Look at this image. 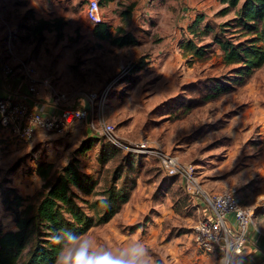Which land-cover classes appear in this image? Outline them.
Segmentation results:
<instances>
[{
  "label": "rangeland",
  "instance_id": "1",
  "mask_svg": "<svg viewBox=\"0 0 264 264\" xmlns=\"http://www.w3.org/2000/svg\"><path fill=\"white\" fill-rule=\"evenodd\" d=\"M86 2H64L65 15L50 19L56 24L63 18L62 30L53 27L45 32L44 40L31 39L18 48L36 66L56 76V86L60 89L63 84L64 91L75 86H83L77 89L84 91L100 89L116 80L104 116L115 128L122 155L141 156L137 184L129 202L111 221L81 238L113 254L140 242L151 264H215L217 259V264H223L220 253L211 262H202L204 254L195 246L193 229L204 214L201 198L189 194L179 176L165 174L154 152L158 148L192 163L200 185L210 193L231 192L253 212L259 230L264 217V65L240 80L235 66L223 62L217 46L199 59L183 53L182 41L165 44L161 36L177 19L176 8H169L166 17L159 11L133 15L127 31L138 37L136 45L116 48L100 43L93 39V25L107 22L114 28L122 24L121 10L102 12V21L95 22L86 12ZM233 13L213 15L214 22H224ZM4 42L6 47L8 37ZM208 42L210 37L201 44ZM141 58L143 69L134 71ZM223 83L230 86L228 92L208 99L211 88ZM42 95L53 96L49 91ZM87 128L84 122L63 136L39 131L24 144L11 139L7 129H0V185L17 184L24 196L28 190L35 191L41 184L31 178L36 162L48 160L56 168L65 165L86 138ZM145 141L149 151L134 148ZM98 151L96 145L80 161L87 172L98 171L96 176L104 184L116 163L102 169L96 161ZM17 174L22 181L14 182ZM0 220L6 228L12 227L1 200Z\"/></svg>",
  "mask_w": 264,
  "mask_h": 264
},
{
  "label": "trees",
  "instance_id": "2",
  "mask_svg": "<svg viewBox=\"0 0 264 264\" xmlns=\"http://www.w3.org/2000/svg\"><path fill=\"white\" fill-rule=\"evenodd\" d=\"M220 1L222 8L216 16L234 11L233 17L216 23L214 19L205 20V14L197 13L180 47L186 56L202 59L212 46H217L223 62L234 65L233 71L242 80L264 65V0ZM132 13L131 8L121 10L122 24L114 28L107 22H96L93 34L116 48L138 44V38L127 31ZM61 19L56 24L50 20H36L34 11L27 10L18 23L19 40L22 44L31 39L32 42L44 40L47 30H54L53 27L62 30L65 22ZM206 37H210V42L201 44ZM143 59L136 62L134 71L143 69ZM229 89L227 84H216L208 99L219 97ZM86 133V138L65 165L56 168L48 160L36 162L34 171L41 184L31 195L24 196L14 186L0 185L2 208L12 224L6 228L0 220V264H57L62 250L74 243L69 240L70 234L82 237L92 228L107 224L129 202L137 184L141 156L131 152L122 155L123 150L102 134L90 128ZM11 139L16 140L13 136ZM96 145H99L96 161L102 169L110 162L116 163L110 168V180L104 184L96 176L98 171L87 172L80 161V156ZM199 205L204 211L202 200Z\"/></svg>",
  "mask_w": 264,
  "mask_h": 264
},
{
  "label": "built area",
  "instance_id": "3",
  "mask_svg": "<svg viewBox=\"0 0 264 264\" xmlns=\"http://www.w3.org/2000/svg\"><path fill=\"white\" fill-rule=\"evenodd\" d=\"M86 12L96 22L102 21L99 0H88ZM8 42L4 49L2 73L20 81V88L12 95L0 98V123L10 136L21 143H28L39 131L59 136L68 134L84 122L94 132L106 135L118 147L114 126L106 123L104 111L108 104L113 82L95 90H61L56 86L54 75L39 71L34 61L15 50L12 31L8 29ZM46 91L52 93L54 101L61 105V112L45 116L31 108L27 97H39ZM148 142L134 144L140 152L149 151ZM154 152L160 166L168 176H179L186 191L193 197L201 198L205 214L195 223L194 242L204 255L220 252L223 264H235L242 254L250 228L258 229L253 212L243 207L229 192L210 193L198 181L195 166L182 162L178 156L158 148Z\"/></svg>",
  "mask_w": 264,
  "mask_h": 264
},
{
  "label": "crops",
  "instance_id": "4",
  "mask_svg": "<svg viewBox=\"0 0 264 264\" xmlns=\"http://www.w3.org/2000/svg\"><path fill=\"white\" fill-rule=\"evenodd\" d=\"M66 1L67 0H0V98L12 95L16 93L20 88L19 80L8 78L2 73V63L4 60L5 53L4 40L6 41V38L8 36V29L12 31L13 46L16 51H19L18 48L20 49L21 45L23 44L19 40V34L21 31L18 28V23L23 14L27 10L32 9L34 11L36 20H50L54 17H60L65 15L62 12V5ZM69 1H72V5H75L79 3L80 0ZM86 1L88 2V0ZM99 3L101 12H113L117 9L120 11L122 9L126 10L131 8L133 12L132 18L133 15L136 16L137 14L142 12L151 14L152 12L157 13L158 11L166 17L169 8H176V14L174 16H176L177 19L174 17V20H176L170 22L169 29L165 30L161 36L165 44L177 42L180 43V41H182L186 36H188L189 34L187 32V27L190 22L194 20L197 13L205 14V20H208L213 19V15H216V13L222 8L220 0H105L102 3L101 0H99ZM69 13L73 15L72 10ZM138 23L140 25L142 24L141 21H139ZM114 27L116 26L114 25ZM93 39L100 43L104 42L100 41L95 36L93 37ZM74 49L75 48H72L70 50L71 55L73 53L72 50ZM37 68L40 72L45 75L50 74L43 71L39 66H37ZM54 77L56 78V76ZM60 87L61 90H65L63 84H61ZM80 87L82 88L83 86H75L73 88L69 87V90L77 89ZM26 100L31 108L36 111H39L45 116L55 117L61 112V105L55 102L53 96L51 95H40L39 97L35 98L29 96L26 98ZM1 129L2 132L3 130H5V128L2 126ZM75 130L76 129L73 128L71 132ZM31 178H36V181L40 182V179L35 171H33V176H31ZM14 179V182H18V180L22 181V177L18 174L15 176ZM14 187L18 188V185L14 184ZM38 188L39 187H37V189ZM28 191L29 192H27L26 195H31L33 192H35H32L30 190ZM20 193L22 194V192ZM203 212H205V210ZM260 227L261 228L259 230L250 228L247 242L243 248V252L242 254L236 257L235 264H264V217H262L260 221ZM201 258L202 262H211L216 257L211 254L208 256L201 255ZM219 260L220 259L214 260L213 263H220Z\"/></svg>",
  "mask_w": 264,
  "mask_h": 264
},
{
  "label": "clouds",
  "instance_id": "5",
  "mask_svg": "<svg viewBox=\"0 0 264 264\" xmlns=\"http://www.w3.org/2000/svg\"><path fill=\"white\" fill-rule=\"evenodd\" d=\"M69 240L74 243L62 250L57 264H151L147 249L140 242L113 254L74 234L69 235Z\"/></svg>",
  "mask_w": 264,
  "mask_h": 264
}]
</instances>
